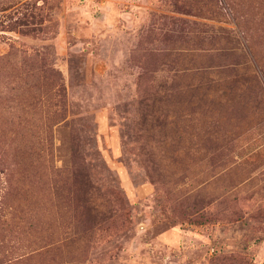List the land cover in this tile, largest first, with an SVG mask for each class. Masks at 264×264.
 <instances>
[{"label":"rangeland","instance_id":"1","mask_svg":"<svg viewBox=\"0 0 264 264\" xmlns=\"http://www.w3.org/2000/svg\"><path fill=\"white\" fill-rule=\"evenodd\" d=\"M36 1L0 11V93L36 68L51 158L1 117L0 264H264V0Z\"/></svg>","mask_w":264,"mask_h":264},{"label":"trees","instance_id":"2","mask_svg":"<svg viewBox=\"0 0 264 264\" xmlns=\"http://www.w3.org/2000/svg\"><path fill=\"white\" fill-rule=\"evenodd\" d=\"M28 0H0V11H6V10H9V9H12L14 6L20 4L21 2H27ZM35 3H37V1L35 0ZM30 16L32 15H29L28 13L26 12H22L21 15L17 16L15 20H13L12 22H10L9 25L7 26H4L6 27L5 29L6 30H19L20 27L22 28L21 29V32L22 33H29L31 32L30 29H28V25L30 23ZM14 18V17H13ZM42 20V18L40 19ZM34 22V20H33ZM25 27V28H24ZM35 29V28H33ZM12 53V52H10ZM9 53V54H10ZM9 54H6L5 56H0V72H2V70L4 69V67H1L2 63H5V57H7ZM12 56H13V53H12ZM13 68V66H12ZM18 74H19V77H18V80L15 81V79H13L12 83L15 84L13 85L11 88H9V92L8 94H6V90H3L1 93H0V103L2 102V100H7L9 105L7 108L3 109V110H0V119L1 117L3 118V122L1 123L2 125V130H4L5 132H8V134L11 135V138L13 140V142H11L12 145H14V140L15 138L18 137V134L19 132H23V137L20 139V140H23V150H24V154L27 155V161L29 164H33L35 161L37 160H34L35 159H39L40 157H44V158H47L46 161H48V159L51 158L50 154L48 155L47 154V151L45 150V146H46V143L43 142L41 144H38L37 143V146H36V142H34L35 138H34V132H31L32 130L30 129H23L22 127H20L19 123H20V118L21 116L19 114L16 113V111L14 112V107H15V101L17 98H19L21 95L20 94H17L16 93V90L18 89V91L21 92V89L22 88H25V90H27L28 92L30 91V89L32 88L30 86V83L33 82L35 79L31 80L29 78V75H31L33 78L36 77L39 72H37L36 68L34 67H30L29 70H27V75L26 76H23V72H26V70H22L20 69L17 65H15L14 67ZM34 68V69H33ZM23 71V72H21ZM41 69H40V73H41ZM25 82V87L23 85H20L19 82ZM1 87H4L2 86V83L0 82V88ZM5 88V87H4ZM13 91V92H11ZM4 92V95L2 94ZM41 96V94H39V97ZM36 97V96H35ZM41 98H43V96L40 97V102H41ZM56 105V103H55ZM1 108V107H0ZM52 111H54L52 113ZM52 111L50 112V114L46 113V117L48 118L49 115L52 116L51 117H55L58 112L57 110H54L52 109ZM46 119L45 116L43 114H41V119ZM41 119H39V121H41ZM42 126H38V130L37 131H40V132H44V131H47V129L45 130V128H41ZM40 139V138H38ZM41 142V140H40ZM20 144V145H21ZM18 150V149H16ZM50 157V158H48ZM11 184H12V181H11ZM13 185V184H12Z\"/></svg>","mask_w":264,"mask_h":264}]
</instances>
